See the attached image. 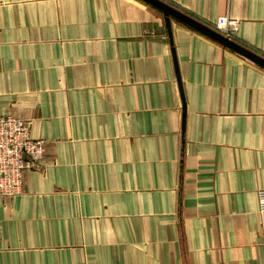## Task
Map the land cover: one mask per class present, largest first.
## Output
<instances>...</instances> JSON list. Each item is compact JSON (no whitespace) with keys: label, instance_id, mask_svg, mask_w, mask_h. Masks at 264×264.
<instances>
[{"label":"crops","instance_id":"crops-1","mask_svg":"<svg viewBox=\"0 0 264 264\" xmlns=\"http://www.w3.org/2000/svg\"><path fill=\"white\" fill-rule=\"evenodd\" d=\"M162 1L264 59V0ZM171 33L142 0H0V116L46 142L0 264H264V68Z\"/></svg>","mask_w":264,"mask_h":264},{"label":"built area","instance_id":"built-area-1","mask_svg":"<svg viewBox=\"0 0 264 264\" xmlns=\"http://www.w3.org/2000/svg\"><path fill=\"white\" fill-rule=\"evenodd\" d=\"M239 20L221 17L215 30L236 41ZM46 154V142L32 137V122L12 114L0 116V197L14 198L21 195L24 174L40 167ZM259 213L264 214V190L259 191Z\"/></svg>","mask_w":264,"mask_h":264},{"label":"water","instance_id":"water-1","mask_svg":"<svg viewBox=\"0 0 264 264\" xmlns=\"http://www.w3.org/2000/svg\"><path fill=\"white\" fill-rule=\"evenodd\" d=\"M146 2L147 4L159 9L163 12L165 16V21L167 25V29L170 35V39L172 41V33H171V18H174L187 26L203 33L204 35L208 36L209 38L215 40L216 42L224 45L225 47L231 49L232 51L244 56L248 60H252L259 66L264 68V59L257 55L255 52H253L250 49H247L246 47L240 45L238 42L231 40L223 35H221L219 32H217L215 29L210 28L195 19L189 17L188 15L182 13L181 11L175 9L174 7L170 6L166 2L162 0H142ZM174 52V51H173ZM175 58V55H174ZM178 82L179 86L182 92V83H181V77L178 74ZM184 112V121L186 116V107L183 108Z\"/></svg>","mask_w":264,"mask_h":264}]
</instances>
